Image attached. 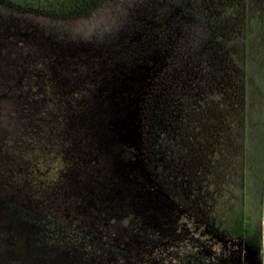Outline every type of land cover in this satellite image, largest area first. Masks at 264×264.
I'll return each instance as SVG.
<instances>
[{
  "label": "rangeland",
  "instance_id": "obj_1",
  "mask_svg": "<svg viewBox=\"0 0 264 264\" xmlns=\"http://www.w3.org/2000/svg\"><path fill=\"white\" fill-rule=\"evenodd\" d=\"M0 264H264V0L0 1Z\"/></svg>",
  "mask_w": 264,
  "mask_h": 264
},
{
  "label": "trees",
  "instance_id": "obj_2",
  "mask_svg": "<svg viewBox=\"0 0 264 264\" xmlns=\"http://www.w3.org/2000/svg\"><path fill=\"white\" fill-rule=\"evenodd\" d=\"M10 3L20 8H29L42 13H51L54 15H71L88 9L98 0H0ZM232 223L230 234L232 236H240L244 232H248L242 228L241 219L230 218Z\"/></svg>",
  "mask_w": 264,
  "mask_h": 264
}]
</instances>
